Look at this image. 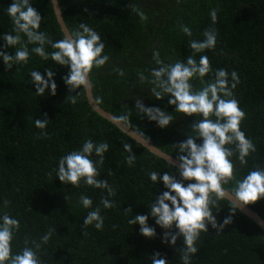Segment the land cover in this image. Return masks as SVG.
Masks as SVG:
<instances>
[{"label":"trees","instance_id":"obj_1","mask_svg":"<svg viewBox=\"0 0 264 264\" xmlns=\"http://www.w3.org/2000/svg\"><path fill=\"white\" fill-rule=\"evenodd\" d=\"M12 3L13 0H0V51L14 56L20 44L3 47L5 34L16 35L7 14ZM30 3L42 17L38 31L53 42L63 39L52 0H30ZM59 3L70 32L84 23L101 36L105 45L101 55L109 56L108 62L100 68L93 67L90 73L98 105L116 118L127 116L128 121L122 122L176 159L175 145L188 135H195L191 125L202 117L175 112L167 95L162 100L155 98L151 73L160 65L153 59V53L159 52L164 64L186 63L189 56L198 62L200 56H207L212 71L203 78L205 82L214 80L217 70L225 69L231 86V73L235 71L239 83L233 95L246 114L240 127L254 143L256 152L246 157V164H241L235 145L225 146L234 153L230 157L234 179L222 187L232 193L236 181L250 171L264 169V0H59ZM212 10L217 12L216 23L211 19ZM181 25L189 27L192 35L184 34ZM209 29H214L217 35L215 48L194 54L189 42L204 40L203 34ZM20 35L29 51L27 63L13 62L12 68L7 69L0 57V224L5 213L20 222L11 243L12 254L22 252L25 240L32 247V241L40 243L50 229H56L37 253L40 264H151L157 252L168 264H183L179 252L183 237L174 246L162 243L166 230L149 214L155 198L167 189L162 181L153 183L148 173L155 171L162 176L168 172L180 180L177 169L97 114L87 100L84 86L69 92L63 77L70 68L53 62L50 56L45 60L33 53L32 48L39 44H31L26 35ZM44 49L49 54L55 51L49 44ZM49 70L54 72L56 94L51 95L48 88L43 96H37L31 72L38 71L47 79ZM141 75L145 77L143 81ZM190 83L193 91L205 86L198 76ZM72 96L76 97V103L67 99ZM137 99L145 107H159L170 113L172 124L163 129L158 127L139 112ZM45 114L47 127L38 129L35 119H44ZM88 139L94 144H109L103 165H97L100 174L97 179L107 180L114 196H109L106 189L88 186L83 180L75 188L56 177L59 159L82 149ZM196 142L201 144L202 139ZM125 143L132 145L136 156L131 166L126 160L129 153L123 147ZM93 158L99 159L95 153ZM182 182L186 186L194 181ZM81 196L92 200L91 208L83 207ZM102 198L113 201L115 206L104 208ZM247 206L264 219V198ZM130 207L132 212L126 213ZM97 208L104 218L103 230L95 229L94 225L83 229V219ZM210 208L217 223L232 215V203L226 198ZM145 214L148 225L155 228L154 238L142 236L139 224L128 223L135 215ZM195 246L198 251L191 264H264V231L239 209L223 232L217 233L208 225V231L201 232Z\"/></svg>","mask_w":264,"mask_h":264},{"label":"clouds","instance_id":"obj_2","mask_svg":"<svg viewBox=\"0 0 264 264\" xmlns=\"http://www.w3.org/2000/svg\"><path fill=\"white\" fill-rule=\"evenodd\" d=\"M53 3L57 14L60 15L61 10L56 7L55 0ZM7 14L12 20L16 35L5 34L3 40L6 43L3 47L21 45L19 49L15 47L14 56L0 51V57L7 69L12 68L13 62L27 63L29 59V51L27 45L22 43L21 33L27 36L29 43L39 44L38 47L32 48L33 53L45 60L50 56L53 62L70 68L68 74L63 77L69 92H74L81 86L89 87V76L93 67L100 68L109 60V56L101 55L105 48L101 36L84 23L79 24L78 30L66 32L63 39L53 42L46 37L45 33L38 31L42 17L31 6L30 0H13V3L7 7ZM141 15L146 19L143 14ZM210 15L213 23H216V10H212ZM181 30L187 36L192 35L186 25H181ZM203 35L204 40L189 42L194 54L214 49L216 46L217 35L214 29L206 30ZM45 44H49L55 51L46 53ZM153 59L160 65L152 69L151 73L153 77L151 83L155 85L152 93L155 98L162 100L167 95L171 97L168 99V104L175 106V112L189 117L200 114L202 117L191 125V132L195 135H188L186 140L175 145L178 149L179 165L177 166L175 162L172 164L181 179L178 180L176 175H170L168 172H164L162 176L155 171L148 173L153 183L162 181L167 189L155 198V202L150 205L149 213L155 219V223L166 230L162 243H170L174 246L177 239L182 236L183 247L179 249L180 256L183 264H191L192 256L198 251L195 243L201 232L208 231V225H211L217 233L223 232L224 228L232 223V215L236 213V209L243 210L244 206L255 204L264 198V169L257 168L250 171L242 180L236 181V187L232 189V196L235 198L230 211L232 215L227 216L222 223H217L210 205L216 206L217 201L225 197L226 193L222 184H227L234 179V166L230 160L234 153L231 148L225 146L235 145L241 164H246V157L256 152L254 143L246 138L240 127L246 114L233 95V89L239 83L238 74L235 71L231 73L233 81L231 86H229L228 72L225 69L217 70L214 80L205 82L203 78L212 71L207 56H200L198 62L193 56H189L186 63L164 64L159 57V52H154ZM118 71L121 76L124 75L122 70ZM53 76L54 72L51 70L47 71V79L38 71L31 72V83L35 85L37 96H43L48 88L51 89V95L56 94L57 84ZM195 76H198L205 85L198 91H193L190 83ZM140 79L143 81L145 77L141 75ZM67 99L76 103L75 96L67 97ZM136 108L162 129L172 124L173 116L159 107H145L142 100L137 99ZM212 116L215 117L214 120L210 118ZM118 119L128 121L129 118L121 116ZM47 123V114L44 119H35V126L38 129H46ZM197 139H202V143L198 144ZM123 147L129 153L126 160L131 166L136 159L132 145L125 143ZM108 149V143L94 144L91 139L86 140L82 149L72 151L59 159L58 168L55 170L56 177L63 184H71L75 188H79L80 181L83 180L88 186L106 189L109 196H114L115 191L108 181L97 179L100 175L97 165H103L104 153ZM93 153L99 158L98 160L93 158ZM182 181L194 182L185 186ZM80 202L86 209L92 206V200L87 196H81ZM4 203L7 205L8 201L5 200ZM101 204L106 209L115 206L114 202L107 198H102ZM131 212L130 207L126 213ZM147 221L148 214L135 215L134 219H129L128 223L139 224L142 236L154 238L155 228L150 227ZM90 225H94L97 230H103L104 218L100 215L99 208L88 212L83 219V229H87ZM173 227L177 229L176 232L167 231ZM19 228V220L7 213L3 215L2 224H0V264H40L37 253L43 244L48 243L52 232L56 229H50L41 238L40 243L32 241V247H29V241L25 240L22 252L13 255L11 243ZM151 264H168V262L165 258H160V253L157 252L152 257Z\"/></svg>","mask_w":264,"mask_h":264},{"label":"water","instance_id":"obj_3","mask_svg":"<svg viewBox=\"0 0 264 264\" xmlns=\"http://www.w3.org/2000/svg\"><path fill=\"white\" fill-rule=\"evenodd\" d=\"M55 2H56V7L61 10L60 15L57 14L55 5H54L53 0H52L57 20L59 22V25L61 27L63 34L65 35L66 32H70V31H69V29H68V27L64 21L59 0H55ZM89 85H90L89 87H85L87 100H88L90 106L92 107V109L97 114H99L104 119L110 121L112 124L117 126L121 131H123L125 134H127L129 137L134 139L136 142H138L139 144L144 146L146 149H148L151 153L155 154L159 158L166 160L169 164H172V162H175L177 166L179 165V161L176 158L170 156L169 154L165 153L164 151H162L161 149H159L158 147H156L155 145L150 143L147 139H145L144 137H142L141 135L136 133L132 128H130L124 122H122L118 118H116L112 113L101 108L94 98L90 76H89ZM224 190L226 193L224 198H226L227 200H229L232 203V201H234V199H235L232 196V193L226 189H224ZM240 211L244 215H246L249 219H251L255 224H257L264 231V226H261V225H264V219L259 214H257L255 211H253L248 206H244L243 210H240Z\"/></svg>","mask_w":264,"mask_h":264}]
</instances>
